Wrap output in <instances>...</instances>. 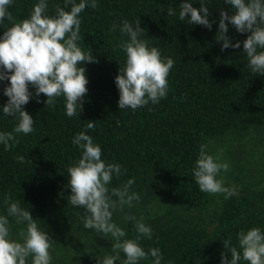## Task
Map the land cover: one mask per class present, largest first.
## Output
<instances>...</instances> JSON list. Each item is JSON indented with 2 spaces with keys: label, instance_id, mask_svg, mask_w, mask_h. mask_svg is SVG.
<instances>
[{
  "label": "trees",
  "instance_id": "obj_1",
  "mask_svg": "<svg viewBox=\"0 0 264 264\" xmlns=\"http://www.w3.org/2000/svg\"><path fill=\"white\" fill-rule=\"evenodd\" d=\"M38 2L13 0L8 10L18 22ZM184 2L98 0L97 9L87 7L80 14L78 43L95 62L81 65L86 69L88 92L83 110L78 108L75 116L66 115L63 96L46 108L47 97H37L29 85L32 98L23 107L35 121L34 131L17 134L19 143L10 150L0 144V215H7L5 197L29 210L51 239V264H98L114 243L110 235L85 229L80 220L84 209L69 202L67 168L81 157L72 140L89 121L95 122V129L87 134L101 147L102 160L122 166L109 189L134 179L131 191L140 194L133 207L114 212L113 221L126 231V238L135 239L134 221L124 217H143L152 238L142 237L139 243L145 251L159 248L161 264H222L221 254L227 251L224 240H231L239 250L240 231L259 227L264 232V75L248 67L242 43L239 49L221 51L222 42L216 39L220 11L234 15L231 5L225 0H204L213 22L209 30L190 24V16L179 19V5ZM190 2L201 7L200 0ZM47 3L50 16L55 15L56 5L64 7V0ZM169 8L175 15H168ZM125 19L133 25L140 20L144 29L140 38L158 48L162 58L174 60L166 98L135 111L119 108L115 83L126 61V53L118 47L128 39L119 30ZM113 24L118 25L114 32ZM11 26L5 19L0 37ZM228 28L233 44L250 35L239 33L230 23ZM9 85L10 81H0V132L12 131L18 122L2 111ZM202 144L209 154L229 164V171H221L217 179L222 177L225 187H235L236 195L225 199L223 194L199 190L193 169ZM21 155L24 163L17 160ZM9 223L10 238L19 240L26 225L16 224L13 217ZM227 257L230 261V252ZM125 258L121 252L116 264ZM152 259L149 256L140 264H151ZM240 264L248 262L241 259Z\"/></svg>",
  "mask_w": 264,
  "mask_h": 264
},
{
  "label": "clouds",
  "instance_id": "obj_2",
  "mask_svg": "<svg viewBox=\"0 0 264 264\" xmlns=\"http://www.w3.org/2000/svg\"><path fill=\"white\" fill-rule=\"evenodd\" d=\"M13 0H0V24L5 19L12 22L0 37V81H10L4 89L8 97L2 111L5 116H13L18 121L10 132H0V144L10 150L18 144L17 134H30L34 131L35 121L24 109L32 98L29 85L35 88V95L47 97L46 108L54 107L56 99L63 96L66 101V115L73 117L83 110L84 97L88 92V78L84 62L93 63L91 53H86L79 45L81 23L80 14L87 8H98V0H64V7L55 6V15H47V0H39L29 16L16 21L9 12ZM231 5L234 15L220 11L217 41L222 42L221 51L230 47L239 49L248 59L252 72L264 75V0H225ZM200 8L193 7L190 0L179 5L181 21L190 16L189 23L203 25L211 30L210 11L200 0ZM70 10H66L69 8ZM168 15H175V10L168 9ZM140 20L133 25L123 20L119 25L121 34L128 39L118 47L126 53V61L115 77L119 90L118 106L121 110L130 108L135 111L151 102L158 104L168 93V76L174 67L172 58H162L156 47H149L148 41L141 39L144 29ZM239 33H250L247 39L232 43L228 36V24ZM118 25H112L116 31ZM39 102V101H38ZM151 110V109H150ZM95 129V122L89 121L85 130L77 133L73 145L81 150V157L67 168L71 195V205L84 209L80 217L85 229L95 230L97 234L111 236L114 243L111 253L98 258V264H116L121 252L126 257L122 264H140L142 260L153 259L151 264H161L163 254L159 248L148 251L140 245V239L152 238V229L144 223V218L125 215L126 221H134L135 239L126 238V231L112 219L113 213L123 211L125 206L131 208L140 201V194L131 191L134 179H129L120 187L109 189L113 175L119 178L121 165L106 163L102 160V149L94 143L87 130ZM19 163L25 162L24 156H18ZM230 166L221 162L219 156L209 154L207 145L200 146L198 159L195 161L193 174L201 192L223 194L225 199L236 195L235 187H225L224 180L217 176L229 171ZM126 171V170H125ZM115 197V199H113ZM7 215H0V264H51L50 249L52 242L48 233L40 230L31 212L20 207L19 201L5 197ZM9 217L15 218L18 225H26L19 232L20 239L10 238ZM225 253L222 264H240L241 259L248 264H264V232L259 227L238 233V246H231V240L223 241ZM231 253L228 260L227 253Z\"/></svg>",
  "mask_w": 264,
  "mask_h": 264
}]
</instances>
